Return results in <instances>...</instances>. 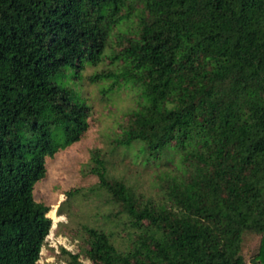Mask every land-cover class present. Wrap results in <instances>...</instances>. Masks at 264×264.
I'll list each match as a JSON object with an SVG mask.
<instances>
[{"label": "trees", "instance_id": "16d2710c", "mask_svg": "<svg viewBox=\"0 0 264 264\" xmlns=\"http://www.w3.org/2000/svg\"><path fill=\"white\" fill-rule=\"evenodd\" d=\"M86 67L138 99L89 151L107 208L65 264H246L244 232L264 264V0H0V264L38 260L50 218L33 187L88 128ZM122 159L156 169L150 191Z\"/></svg>", "mask_w": 264, "mask_h": 264}, {"label": "rangeland", "instance_id": "374dc122", "mask_svg": "<svg viewBox=\"0 0 264 264\" xmlns=\"http://www.w3.org/2000/svg\"><path fill=\"white\" fill-rule=\"evenodd\" d=\"M102 68L110 70L114 66L108 58H104L97 66V69ZM90 72L92 69L86 67L76 82L90 105L88 128L78 141L45 158L44 175L33 187L35 200L49 207L46 215L50 218V228L36 264H65V255L60 247L73 253L79 251L83 245V225L101 219L100 215L107 206L101 197L90 194L89 187L96 182V177L87 172L89 151L94 147L107 149L110 139L125 121V113L137 103L136 92L126 86L101 92L107 83L90 84L85 78ZM122 160L123 165L118 163L117 169L135 179L143 190L150 191L152 174L156 173V169L151 167L142 171L141 167L131 165L128 159ZM77 187L85 194L68 199L65 192ZM258 243V235L249 232L241 234L240 254L246 264L250 263Z\"/></svg>", "mask_w": 264, "mask_h": 264}]
</instances>
